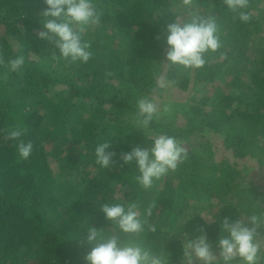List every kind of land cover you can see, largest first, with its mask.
<instances>
[{"label":"trees","instance_id":"16d2710c","mask_svg":"<svg viewBox=\"0 0 264 264\" xmlns=\"http://www.w3.org/2000/svg\"><path fill=\"white\" fill-rule=\"evenodd\" d=\"M94 2L100 21L85 33L93 55L81 64L54 58L37 38L42 0H0V264H84L89 226L118 231L100 211L109 202L138 205L156 230L136 239L169 264H184V238L196 230L218 256V220L246 219L248 204L264 209L255 175L264 172V0H248L247 23L223 0ZM193 11L215 16L221 44L201 69L165 59L166 25ZM21 49L25 64L10 72ZM177 95L185 112L171 102L150 130L137 125L139 98L158 107ZM14 128L33 144L26 160L9 139ZM159 134L181 141L187 159L144 189L117 156ZM102 142L115 153L111 169L96 163Z\"/></svg>","mask_w":264,"mask_h":264},{"label":"clouds","instance_id":"9594fccd","mask_svg":"<svg viewBox=\"0 0 264 264\" xmlns=\"http://www.w3.org/2000/svg\"><path fill=\"white\" fill-rule=\"evenodd\" d=\"M43 9L39 12L41 31L37 38L49 43L55 50L54 58L72 63L86 64L92 57L90 45L85 40V33L100 21L101 13L94 0H42ZM186 7H191L192 0H183ZM225 6L236 14L241 23H247L251 17L247 12L248 0H223ZM165 45L167 63L185 69H201L206 64V56L216 52L221 44L218 25L214 15H202L195 11L187 20L179 18L166 25ZM158 38V37H157ZM25 56L22 49L8 61V70L16 72L23 68ZM137 125L147 132L157 118V105L148 97L136 102ZM23 128L9 131V139L17 141L16 149L20 159H28L33 151L32 142L20 139ZM108 142L95 147L96 163L102 169H111L115 161L114 152L109 150ZM187 159L182 142L167 134L155 136L149 147L135 146L130 151H121L117 160L121 166L135 168L136 182L144 189L152 188L155 181ZM246 219H236L226 215L218 220V236L213 251L207 236L200 230L185 236L182 244L184 264H264V244L260 242L261 230L264 229V209L247 205ZM104 218L116 225L117 233L104 235L94 226L84 232L83 243L88 251L84 264H169L164 254L154 253L136 238L146 229L155 231L142 218L138 205L134 202H109L101 205ZM151 214L147 209L144 217ZM122 237H126L122 239Z\"/></svg>","mask_w":264,"mask_h":264},{"label":"rangeland","instance_id":"374dc122","mask_svg":"<svg viewBox=\"0 0 264 264\" xmlns=\"http://www.w3.org/2000/svg\"><path fill=\"white\" fill-rule=\"evenodd\" d=\"M180 96H182V95H177V98H175V99L172 96H171V98H166L165 97V100H163V104L162 105L161 104H158V107L157 108H158L159 113L160 114L162 112L168 113L172 109V104H170V103L171 102L173 103V102H176V101H179V102L183 103L178 108L179 112L180 113L185 112L186 111L185 105H184V100L185 99L179 100L178 97H180ZM255 175H259L258 182H260L264 186V172L258 171ZM67 184H69V186L72 185L70 182H67ZM262 192H264V189H263ZM191 204H196V203L193 202ZM196 205H198V204H196ZM181 222H182V217L177 216L176 217V220H175L176 225L181 224Z\"/></svg>","mask_w":264,"mask_h":264}]
</instances>
